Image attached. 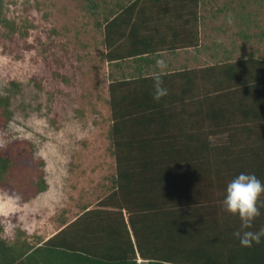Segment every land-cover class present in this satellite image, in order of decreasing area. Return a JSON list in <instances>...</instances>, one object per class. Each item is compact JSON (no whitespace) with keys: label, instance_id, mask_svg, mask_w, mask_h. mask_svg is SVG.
<instances>
[{"label":"trees","instance_id":"16d2710c","mask_svg":"<svg viewBox=\"0 0 264 264\" xmlns=\"http://www.w3.org/2000/svg\"><path fill=\"white\" fill-rule=\"evenodd\" d=\"M97 1L88 0L92 10ZM101 1L96 25L104 24L107 47L126 31L135 36V12L178 11L189 25L208 17L200 12L204 0ZM231 19L237 30L205 46L214 49L212 63L163 74L168 95L159 102L152 99L153 75L108 83L111 189L34 244L8 242L0 219V264H264V239L242 247L232 235L238 217L221 207L236 175L254 173L264 182V55L259 48L245 52L250 39L264 40V30L249 32L244 13ZM8 21L0 0V26L9 27ZM8 102L0 96V128L11 116ZM43 163L27 140L0 147V188L15 177L23 182L24 200L34 197L47 188ZM261 227L264 208L252 230Z\"/></svg>","mask_w":264,"mask_h":264},{"label":"rangeland","instance_id":"374dc122","mask_svg":"<svg viewBox=\"0 0 264 264\" xmlns=\"http://www.w3.org/2000/svg\"><path fill=\"white\" fill-rule=\"evenodd\" d=\"M4 1L9 27L0 26V96L9 98L11 116L0 128V147L31 142L47 188L28 200L20 179L0 188L2 237L34 244L95 207L113 184L107 63L96 25L103 3L92 10L88 0ZM204 1L210 38L225 41L237 30L229 14L248 15L249 32L264 30L263 0ZM255 48L264 55V40L250 39L245 52Z\"/></svg>","mask_w":264,"mask_h":264},{"label":"crops","instance_id":"0c3cea01","mask_svg":"<svg viewBox=\"0 0 264 264\" xmlns=\"http://www.w3.org/2000/svg\"><path fill=\"white\" fill-rule=\"evenodd\" d=\"M186 17V13L163 11L158 8L135 12L132 17L137 32L135 36L127 34L126 31L114 46L107 47L102 43L103 54L108 53L113 58L104 59L107 63V84L116 80H130L128 78L131 76H133L132 80H136L138 76H152L160 71L156 63L158 59L164 60L167 64L164 74H174L185 68L199 69L207 63H212L214 58L210 57V53L214 49L209 51L205 46L219 39L210 38V35L206 34L208 26H205V22L199 19L198 22L189 25L185 22ZM100 30L103 40L104 24ZM209 30H222V28L210 26ZM190 41L194 42L190 44ZM131 50L142 53L126 56Z\"/></svg>","mask_w":264,"mask_h":264},{"label":"clouds","instance_id":"9594fccd","mask_svg":"<svg viewBox=\"0 0 264 264\" xmlns=\"http://www.w3.org/2000/svg\"><path fill=\"white\" fill-rule=\"evenodd\" d=\"M227 22H232L231 14L228 15ZM156 63L160 71L154 73L152 77V99L159 102L168 95V89L164 86L162 79L167 64L162 59H158ZM262 196H264V182L254 173L242 172L225 186L221 207L225 212L238 217L239 228L232 235L242 247H252L253 244H259L264 239V227L252 230L254 221L261 215V209L264 208Z\"/></svg>","mask_w":264,"mask_h":264}]
</instances>
